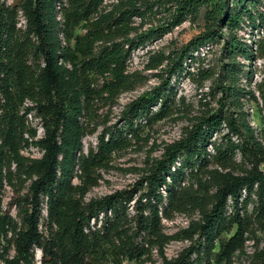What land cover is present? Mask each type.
<instances>
[{
	"label": "trees",
	"instance_id": "1",
	"mask_svg": "<svg viewBox=\"0 0 264 264\" xmlns=\"http://www.w3.org/2000/svg\"><path fill=\"white\" fill-rule=\"evenodd\" d=\"M104 1L16 0L10 5L0 0V264H35L36 248L42 253L41 264H100L110 251L140 263L151 260L156 251L159 264H233L234 255L244 249L248 238L264 231V172L260 168L264 164V79L257 92L238 87L237 71L230 64L225 76L229 83L222 86L228 102L222 107L241 113L244 99L258 103L263 115L261 130L256 132L244 113L238 120L222 108L198 118L150 166L133 217L128 214L133 194L86 200L101 180L99 170L122 147L124 129L108 138L103 133L97 147L88 151H84V139L96 132L91 128L96 100L104 94L115 100L140 82L128 71L132 51L180 27L203 6L208 7L206 32L178 60L170 61L174 65L171 77L184 72L188 58L196 60L191 50L212 42L225 18L233 33L227 50L234 61L239 56L250 62L263 59L264 36L249 45L234 32L242 22L249 25L251 34L264 27V12L257 9L264 0H238L242 6L238 11H229L227 0L141 5V0H116L103 10ZM165 3L170 4L165 12L171 20L131 38L139 30L133 18L146 20ZM81 27L85 33L76 35ZM151 59L150 69L171 60L161 54ZM252 74L250 69L246 76ZM97 79H103L101 86ZM169 85L170 81L165 82L128 107V132L139 120L153 124L169 115L173 105L172 93L166 94ZM157 104L159 110L150 114ZM32 112L41 120V137L28 123ZM216 134L221 136L218 142L213 140ZM31 147L41 152L40 158L24 155ZM15 180L20 189L26 184L28 188L25 196L10 205L16 206L13 217L4 208L3 192L7 185L15 187ZM191 211H199L200 222H192L175 235L164 233L163 218ZM183 240L194 245L169 259L166 246ZM251 264H264V247L254 252Z\"/></svg>",
	"mask_w": 264,
	"mask_h": 264
},
{
	"label": "rangeland",
	"instance_id": "2",
	"mask_svg": "<svg viewBox=\"0 0 264 264\" xmlns=\"http://www.w3.org/2000/svg\"><path fill=\"white\" fill-rule=\"evenodd\" d=\"M16 0H8V3L14 4ZM107 4L103 3L102 9L110 8V5L116 0H106ZM166 1V0H141L138 5L147 2ZM217 0H214L216 2ZM229 3L228 10L238 11L242 8L238 0H227ZM247 3H245L246 6ZM252 5V4H251ZM162 8H156L154 15H150L146 20L139 17L133 18V25L139 27L137 33H133L131 38L140 37L142 34L149 32L151 29H156L167 24L171 20L169 13L165 9L170 6L169 3L162 5ZM167 6V7H166ZM253 6H255L253 4ZM165 7V8H164ZM257 9L264 12V2L257 4ZM207 6H203L199 10L197 16H189L187 21L180 27L175 28L172 32L153 39L144 45L136 47L128 60V71L136 75L140 82L136 87L128 92L121 93L115 100L110 99L107 94L96 100L92 109L91 128H95L96 132L93 135L87 136L84 139V151L90 148H96L99 138L103 133H107L106 138L113 132L123 130L121 138L124 140L122 147L116 150L110 157L109 163L99 170L101 180L98 186L93 188L88 194L86 200H99L106 196L122 193L124 197L129 194L134 195V200L129 205L128 214L130 217L135 216L136 208L139 205V197L144 192L140 191L142 182L145 181L148 175V170L155 161L162 159L165 148L168 145L180 140L185 136L187 129L192 127L197 119L205 116L208 113H215L221 108L226 113H234L236 119H240L241 113L247 116V120L254 127L256 132L262 128L263 115L260 112L258 103L248 100H243L242 112L236 111L233 108L222 107L228 102L227 97L222 92V86H227L229 81H225L226 71L235 67L239 79L238 87L247 90L252 89L257 92V87L264 79V58L257 59L255 62L245 60L242 56L236 58V61L228 54L227 41L230 39V34H233L229 29L228 18H225V23L219 29H215V38L212 42L198 50H191V54L196 58L193 62L188 58L183 66L184 72L175 73L170 76L171 68L174 67L172 61L175 57L181 54L183 50L190 46V43L197 37H203L206 32V12ZM256 10V9H255ZM143 26H141V24ZM162 30V29H160ZM85 33L84 28H79L76 35ZM238 39H244L251 45L253 39L264 36V27L259 28L254 34H251V28L246 23L242 22L240 27L235 30ZM153 35H156L153 33ZM193 47V46H192ZM191 48V47H189ZM169 56L171 60L166 61L157 69H150L153 56L159 55ZM234 66H230L233 64ZM253 71L250 78L246 76L249 70ZM169 79V80H168ZM97 84L101 86L103 79H97ZM170 81V85L166 94L170 95L172 110L169 115L161 121L150 124L145 120H139L135 123V128L128 132L127 128V110L128 107L140 97H144L153 92L163 84ZM259 94L257 93V96ZM166 96V95H165ZM160 108V104L153 105L150 114H155ZM240 113V114H238ZM28 123L31 127L38 130V137L43 136L41 128V120L35 117V112L28 115ZM226 133V131H225ZM220 134L214 135V141H220ZM236 141H239L235 138ZM209 151L213 153L212 146H209ZM25 156L40 158L41 152L31 147L23 152ZM237 161L242 163L240 156ZM179 163H177L178 165ZM246 165L245 163H243ZM261 170L264 172V164L261 165ZM78 183V180L74 181ZM11 187L7 185L3 192L4 208L9 210L13 217H16L15 203L19 201V197L27 194L28 184L20 189V184ZM145 185V183H144ZM166 197L167 192L164 189L162 192ZM246 193H243V197ZM14 204L13 206H10ZM162 209V208H161ZM252 207H249V212ZM43 216H46L44 209ZM201 215L199 211H191L186 213L175 212L171 219L163 218L162 227L167 235H175L190 227L192 222H200ZM93 223V221H92ZM44 225L41 229L44 230ZM230 237L231 235H225ZM196 244L199 242V237L194 238ZM203 241V240H202ZM194 243L190 240L172 241L166 246L165 253L169 259L177 258L185 249L189 248ZM264 247V231H257L255 235H251L242 251H238L233 258V264H251L252 256L257 249ZM110 251L105 258L100 260V264H159L161 258L156 251L153 252L151 260L140 263L136 260H129L127 257H122V254L116 255ZM13 254V252H12ZM42 253L35 249V264H41ZM196 258L195 255L192 259ZM145 259V258H144ZM143 259V260H144ZM142 260V261H143Z\"/></svg>",
	"mask_w": 264,
	"mask_h": 264
},
{
	"label": "built area",
	"instance_id": "3",
	"mask_svg": "<svg viewBox=\"0 0 264 264\" xmlns=\"http://www.w3.org/2000/svg\"><path fill=\"white\" fill-rule=\"evenodd\" d=\"M65 1V0H64ZM104 4H107V1L105 0L104 1ZM57 9H58V15H57V19L59 20V21H61L62 20V16H61V6H60V4H58V6H57ZM62 38V37H61Z\"/></svg>",
	"mask_w": 264,
	"mask_h": 264
}]
</instances>
